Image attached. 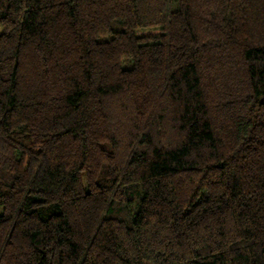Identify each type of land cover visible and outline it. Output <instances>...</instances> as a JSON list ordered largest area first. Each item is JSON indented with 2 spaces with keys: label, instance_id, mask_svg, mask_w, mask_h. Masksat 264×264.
Instances as JSON below:
<instances>
[{
  "label": "trees",
  "instance_id": "16d2710c",
  "mask_svg": "<svg viewBox=\"0 0 264 264\" xmlns=\"http://www.w3.org/2000/svg\"><path fill=\"white\" fill-rule=\"evenodd\" d=\"M0 264H264V0H0Z\"/></svg>",
  "mask_w": 264,
  "mask_h": 264
}]
</instances>
